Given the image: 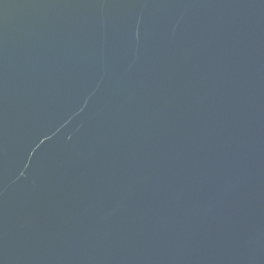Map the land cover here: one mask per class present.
Listing matches in <instances>:
<instances>
[{
    "label": "water",
    "instance_id": "water-1",
    "mask_svg": "<svg viewBox=\"0 0 264 264\" xmlns=\"http://www.w3.org/2000/svg\"><path fill=\"white\" fill-rule=\"evenodd\" d=\"M0 264H264V0H0Z\"/></svg>",
    "mask_w": 264,
    "mask_h": 264
}]
</instances>
